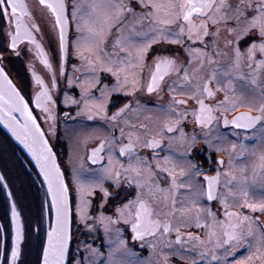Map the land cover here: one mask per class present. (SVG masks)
Here are the masks:
<instances>
[{
	"label": "snow or ice",
	"instance_id": "1",
	"mask_svg": "<svg viewBox=\"0 0 264 264\" xmlns=\"http://www.w3.org/2000/svg\"><path fill=\"white\" fill-rule=\"evenodd\" d=\"M39 3L52 17L48 27L49 38L58 42L56 67L53 68L33 34L38 31V25L32 23L30 26L25 21L31 13L24 0H0V15L6 18L9 29L14 25V30L6 32L10 45H5V50H16L21 41H28L48 68L52 88H57L61 75L70 87L79 82L80 100L65 94L63 101L77 107L76 116L88 120L100 116L109 127L108 134L98 138V144L90 149L88 156L93 164L105 160L107 163L99 169H73L71 179L66 180L49 143L50 137L45 135L29 106L34 100L35 107L40 109L44 122L49 125L48 132L55 134L57 117L52 106L56 101L51 89L33 71L32 76L41 88L26 99L0 66V121L30 153L39 169L37 176H42V184L46 185L40 215L33 228L36 232L44 230L42 264H124L114 258L117 249L127 247V242L121 238L122 228L117 227L121 222L130 226L133 241L150 238L147 246L153 252L157 243L161 245L162 261L152 259L150 254L148 264H169L165 250L172 255L188 253L187 264H264V224H260L258 218L231 211L229 204L231 200L240 208L264 213V152L257 154L255 149L240 145L239 157L251 155L256 158L251 178L247 166L239 169V176L232 171L222 173L218 170L215 175L204 177L206 188L201 185L194 195L200 199L206 197L209 202L219 200L224 219H218L210 209L205 212L199 208L196 199L190 201L191 207H177L174 193L181 188L192 192L193 188L191 183H178V176L188 179L190 174L173 155L161 157L156 151L165 148L171 151L174 143L184 142L187 134L183 132L181 121H186L189 114L195 124L206 129L204 139L209 148L212 147L211 126L219 125L221 120L224 126H232L236 139L242 134L243 140L254 138L246 135L251 130L264 142V0H236L235 3L232 0H91L87 11L85 5L72 3L71 26L77 35L72 41L71 56L83 62L79 66L71 65L74 76L83 72V78L75 76V79L65 75L70 55L69 5L66 0H39ZM222 32L226 34L223 45L228 51L219 47ZM209 37L211 39L206 40ZM242 38L252 41L243 51L239 47ZM154 45L161 51H170L163 45H177L184 53L183 58L176 54H157L147 64L148 79L144 85L147 93L167 90L172 94L166 106H158L168 119L153 129L147 124L136 126L124 120L125 127L118 129L120 136L117 137V124L130 105L125 104L108 116V97L113 92H123L126 87L135 94L140 85L138 73L144 71L147 54L155 50ZM221 57L228 59L222 61ZM3 59L0 53V61ZM101 73L105 78H114L115 83L109 87L101 79ZM92 89H96L99 98ZM177 96L181 98L177 99ZM189 99L198 107L189 109ZM135 103L133 112L143 107L139 101ZM241 107L250 110L237 111ZM230 113H234L231 118ZM126 128L136 130L126 131ZM177 130L180 136L174 139ZM150 132L151 139L148 138ZM166 134L167 144L162 148ZM124 138L127 143H123ZM196 139L193 132L188 147ZM138 147L150 149L152 160L140 155L136 151ZM236 148L237 145L232 144V150ZM185 154L175 155L183 159ZM117 156L126 159L127 164L119 163L115 159ZM217 163L223 165L224 161L220 159ZM228 165L233 166L231 157ZM153 166L166 174V180L170 178L168 188L153 184L156 179ZM188 168L197 175L201 171L190 163ZM85 175L90 178L83 179ZM222 176L225 177L223 192L220 191ZM3 180L5 176L0 174V181ZM105 182L111 185L112 191L104 187ZM96 189L101 196L99 203L94 204ZM253 190L259 192V202H250ZM106 212L113 215H106ZM202 214L211 218V223H201ZM258 224L260 229L254 228ZM11 226L14 229L12 243L0 252V264H23L25 224L15 201L11 203ZM181 227L207 231L201 236L191 231L182 233ZM100 228L103 239L110 246L106 261L101 259L105 254L100 247L92 246ZM172 232H175L174 239L169 238ZM113 234L115 239L111 238ZM86 236L91 237V243L83 238ZM184 258L180 256V259Z\"/></svg>",
	"mask_w": 264,
	"mask_h": 264
},
{
	"label": "flooded vegetation",
	"instance_id": "2",
	"mask_svg": "<svg viewBox=\"0 0 264 264\" xmlns=\"http://www.w3.org/2000/svg\"><path fill=\"white\" fill-rule=\"evenodd\" d=\"M74 0H66V3H68V11L70 14L71 11V5ZM24 2L28 5V10L31 13L30 17H26L25 21L30 23V26L32 23L38 25V31H35L33 34L36 36L37 41L41 44L43 47L45 53L48 55V58L53 66V68L56 67V53L58 51V42L55 40V38L50 39L49 38V27L48 25L52 21V17L49 14L48 9H46L43 5H40L39 0H24ZM233 3L236 2V0H232ZM140 9H137L139 11ZM4 22H6V18L3 16ZM70 21V19H69ZM44 22V25H43ZM7 28L8 24L6 23ZM11 30V29H10ZM12 30H14V25ZM115 31V30H113ZM47 32V33H46ZM71 23H70V30H69V49H70V55L66 61V73L65 75L68 77H72L75 79V76H80L83 78V72H77L75 73V76L73 75L71 65L75 64L79 66L82 61L79 59L73 58L71 56V51L73 50L72 46V39H71ZM43 34V35H41ZM225 33H221V37L219 40V47L223 49L224 51H228V49L224 48L223 45V39L225 37ZM54 36V34H53ZM231 39V37H228ZM211 38H206V40H210ZM252 41L247 38H242L239 47L241 48V51H243L249 43ZM10 43V41H9ZM198 46V45H197ZM165 49H170V51H161L160 48H157V46H153L155 50H150L146 57V64L144 71L141 73H138V78L140 80V85L137 86V89L135 91V94H133V90L129 87H126L123 92H113L108 97V103H107V115L111 116L112 113L116 112L118 109L122 108L125 104L130 105V109L124 113L117 124V131L116 136H120L119 128L125 127L123 121L128 120L130 124L138 126L139 124H147L149 126V113L153 110H157L159 112V118L162 117V119L165 121L168 119V116L158 107V106H166L170 99L172 94L169 93L167 90H160L157 92H154L152 94H148L146 91V87L144 85L146 84V81L148 79V68L147 64H150L152 61V57L161 54V55H179L181 58H183L184 53L183 50L180 49L177 45H163L162 46ZM31 49V50H29ZM17 52L19 55H17ZM0 53L3 54L4 59L0 61V64L4 67V69L7 71L9 76L12 78L13 82L16 84V86L20 89L22 94L25 96V98H28V95L34 94L35 92L40 91L41 86L38 85L33 76L32 73L35 71L38 75H40L45 84L48 85V87L51 89V94L53 96V100L56 101L55 105H53L54 109V115H56V131L55 134H51L48 132V123L44 122V115L40 112V109H37L35 107L34 100L30 102V107L33 109L34 115L37 116V120L40 122V125L42 129L45 131L46 136L50 137L49 141L57 155L59 164L62 168V170L65 172V178L66 180H70L73 174V164L75 163V160L81 159L82 162H84V167H87L88 169H91L90 167L97 169L102 167L107 163V161H101L97 164H93L89 159L88 156L90 154V149L95 147L98 144V138L103 135H107L109 132V127L107 126V121L102 119L100 116L94 117L92 120H88L87 117L81 116L77 117L76 112L78 111L77 107L73 104H66L64 103V95L67 94L69 97L75 100H80V92H79V82L77 81L74 86H68L67 81L64 78L63 75L58 77L57 80V88H52V85L50 83V73L48 68L43 64L40 57L37 55L36 49L33 45H31L28 41L23 40L20 42L16 50H13V54L10 56H7L5 49L1 50ZM222 61H226L227 57H221ZM11 61H13V64H15L17 67L14 69L13 75L11 73L10 64ZM101 79L105 84H108L109 87H111L112 84L115 83L114 78H105L104 74L101 73ZM167 79L165 80V83H167ZM62 90V91H61ZM93 93L97 98H99V93L96 91V89H92ZM219 95V94H218ZM180 96H177V99H180ZM186 98V97H185ZM222 98V96L220 97ZM136 101H139L143 107L139 109L137 112H133L132 109H136ZM206 103H211L210 100H206ZM188 107L189 109L193 107H198L195 105L194 101L189 99L188 100ZM250 109L247 107H241L237 109V111H249ZM253 114H256L255 109H252ZM64 113H68V116L65 117ZM231 115H234V113L229 114V118H231ZM176 117H172V119H175ZM181 123L184 125L183 132L187 134V138L184 140L183 143H174L172 146L171 151L167 150L166 148L162 151L161 149H157V153L159 156L164 155H173V158L176 160V162L179 163L181 167L185 169L186 172H189V178L188 179H182L178 176V183L180 184H188L191 183L192 186L197 183V179L199 178L201 180V185H204L206 188L207 182L204 180L205 176H213L216 174V172L221 169H224L226 166V163L228 161V153L224 150L225 146H227L226 143H228V139L235 138L233 135V128L231 125L224 126L223 121H220L219 125H213L212 132L210 139L212 140V147L209 148V146L205 143L204 139V131L206 129L202 130L201 127L198 124H195L194 118L191 116V114L188 115L186 121H181ZM90 124V125H88ZM94 127V134L90 140H92V144H89L87 149L84 151H78L76 150L75 145L79 144V142L82 139V128L87 127ZM150 128V126H149ZM136 129L132 128H126V131H135ZM251 131V130H249ZM248 131V132H249ZM195 132L197 139L194 144H191L190 147H188L190 143V137L192 133ZM137 134H143L142 132H137ZM152 133L150 132L148 135V138L151 139ZM180 132L177 130L175 132V138H179ZM243 138V134L241 136ZM158 138V137H157ZM123 143H127V139L124 138ZM167 144V134L165 135L164 142L162 144V148L164 145ZM119 145H117L118 147ZM219 147L220 150H215V147ZM136 151L143 156H148L149 160H152L151 150L144 148V147H138ZM177 153H186L183 156V159H181L180 155H175ZM16 154H18L22 164L25 165L26 169L29 171L31 176L37 177L38 171L33 166V164L30 162V160L27 158V156L23 153V151L19 148L16 151ZM86 158V159H85ZM74 159V160H73ZM119 161V163L127 164L126 159H120L118 156L115 158ZM223 159L224 164L219 165L217 163L218 160ZM194 165L196 168L201 169L199 174H195L188 168V164ZM116 167H119V164L116 165ZM86 169V168H85ZM177 173L179 172V169L176 170ZM166 174H163L159 172V170H156V178L158 181V184L160 187L165 188L171 180L165 179ZM40 177V176H39ZM195 179V183L193 180ZM41 184V183H40ZM104 186L109 189V191H112V187L108 182H105ZM71 187V185H70ZM195 187V186H194ZM197 187V186H196ZM167 188V187H166ZM221 188V185H220ZM197 189V188H196ZM193 190V188H192ZM178 208H180V204L183 202L185 203L186 195L183 197L182 191H184L183 188L178 190ZM187 193V191H185ZM101 193L99 189L95 190V195L93 197V203H99L100 201ZM210 210L219 211L223 208L219 202V200H213L210 202ZM231 211L240 213V210L237 208H230ZM245 211H249L248 209H244ZM221 214V213H220ZM209 223H211V219L208 220ZM181 232H194L198 234V229L195 227L192 228H184L181 227ZM127 237L129 240V243H132L135 248H138L140 250V246L137 245L136 241L132 240V234L131 232H126ZM200 235V234H199ZM84 239H90V237H83ZM169 238H175V232L170 233ZM150 239V238H149ZM149 239H146L148 241ZM101 240H99L100 242ZM142 249V248H141ZM241 253H243V250H240ZM140 253H144L143 251H140ZM150 253L149 251L147 252ZM176 262V264H187L186 259H179L178 257H171ZM239 258V254H238Z\"/></svg>",
	"mask_w": 264,
	"mask_h": 264
},
{
	"label": "rangeland",
	"instance_id": "3",
	"mask_svg": "<svg viewBox=\"0 0 264 264\" xmlns=\"http://www.w3.org/2000/svg\"><path fill=\"white\" fill-rule=\"evenodd\" d=\"M91 0H74L73 3H76L77 5H85V11H87V4H89ZM71 13V11H70ZM0 19L2 21V24L0 26L1 28V33L0 37L1 38V45L0 49L4 50L5 45H10L9 41L10 38L6 35V32L10 31V29L7 28L6 22H4V18L2 15H0ZM69 19L70 23L72 25V19L71 15L69 14ZM44 25V22H43ZM45 27V25H44ZM12 30V29H11ZM71 39L73 41L74 37L77 35L75 28L71 26ZM47 33V32H46ZM7 56H10L13 54V50L8 49L5 50ZM13 58V57H11ZM13 64V61H11ZM10 64V63H9ZM11 69V73L13 75L14 69L9 65ZM149 126L150 129L153 128H158L160 124L164 121L162 117L159 118V112L155 109L149 113ZM90 125V124H88ZM87 127L82 128V139L79 142V144H76V150L77 152L80 150L84 151L87 149L89 144H92V138L94 134V127ZM7 135V134H6ZM247 136L254 137L249 140H243L241 137L240 139L236 138H229L227 146H225L224 150L227 151L228 153V160L231 157L233 161V166L230 168L228 165V161L226 163V166L224 169H221V172L225 171H232L234 172L237 176L240 175L239 169L242 167L247 166L248 168V175L251 178L252 176V165L256 163V158L251 155H247V158H242L239 157L237 154L240 151V145L244 144L246 148L249 150L255 149L256 153L259 154L261 152H264V142L260 141V138L258 134H255L252 131H249L246 133ZM232 144H236L237 148L235 151L232 150ZM17 147H15L9 140L8 138L4 135L3 130L0 128V174H4L5 180L0 181V212L4 216L5 219V225L7 229H5L4 225V231H5V248L9 247L12 243V236H14V229L11 226V203L12 201H15L17 204V209L21 213V218L22 221L25 224V235L26 239L22 243V262L23 264H41L42 260V253L41 249L43 244L45 243V235H44V230H41L40 232H36L33 230L34 227H36V221L40 215V209H41V202L44 200V192L46 185L42 184V178L41 177H34L31 176L29 171L26 169L25 165L22 164L18 154H16ZM219 149V147H215V150ZM86 159V158H85ZM74 160V159H73ZM31 162V161H30ZM32 163V162H31ZM178 163V162H177ZM33 164V163H32ZM179 164V163H178ZM84 162L81 161V159H78L77 161L75 160V163L73 164L74 169H80L86 168L84 167ZM34 166V165H33ZM35 167V166H34ZM91 169H94L90 167ZM99 169V168H97ZM153 172L156 173L155 167L153 166ZM85 180H88L90 177L88 175H85L82 177ZM225 180V177H221V188L220 191H224V185L223 181ZM197 183L193 185V190L192 192H185L182 191L183 197L186 195L185 198V203L183 202L180 204V207H191L190 201L193 199L197 200L198 207L201 209H204L205 212L210 209V202L207 201L206 197L203 199L195 197V193L200 190L201 186V180L198 178ZM195 183V179L193 180ZM41 183V184H40ZM171 183V182H170ZM170 183L165 186V188L169 187ZM153 184H158L157 178L153 181ZM195 186V187H194ZM197 186V187H196ZM204 186V185H203ZM105 187V186H104ZM162 188V187H161ZM197 188V189H196ZM12 192V195L9 196L8 193ZM178 190L174 193V195L177 198V203H178ZM220 202V201H219ZM250 202H259V192L257 190H253L252 193H250ZM229 204L231 205L230 208H237L240 210L241 215H250L254 218H258L260 221V224H264V213H261L259 211L252 212L251 210L245 211L244 209L246 208H240L238 205L234 204L231 200H229ZM179 205H177L178 207ZM216 209V208H214ZM213 209L212 212L216 213L218 219H224L222 210L217 213ZM221 213V214H220ZM106 215H113L112 212H106ZM193 215L195 214V209H193ZM44 215H45V228L47 226V205L45 203L44 206ZM211 218L205 216L202 214V219L201 223H209L208 220ZM2 223V222H1ZM31 225V227H30ZM117 227L122 228V239H124L127 242V247H121L117 249L114 252V258L117 261H123L124 264H148L149 262V257L151 254V258L154 260H161L162 258L160 257V249L161 245L157 243V247L155 251L148 248V243L149 240L146 241H139L137 240L136 243L138 246L141 247V245H144L143 247L138 250V248H135L132 246V243H129L127 233L126 232H131L130 226H125L123 222L117 225ZM187 228V227H184ZM254 228L260 229V225H254ZM207 231V229H198V234L203 236V234ZM186 233V232H182ZM1 234V230H0ZM193 234H197L194 233ZM1 236V235H0ZM112 239H115V235L113 234ZM174 239V238H171ZM2 240V236H1ZM89 243H91V237L90 239H85ZM99 240H101L99 242ZM93 247H100L101 252H103L105 255L101 257V259H104L105 261L107 260V253L110 250V246L107 243L105 239H103V230L102 228L98 229L97 232V237H96V242L92 244ZM185 247H190V245H186ZM173 248H177L176 245H173ZM140 251H143L144 253H140ZM150 252L149 254L147 252ZM0 252H1V246H0ZM165 254L168 255V260L169 264H176V262L173 260L171 257H178L180 259V256H184L186 260H188L189 254L186 252H181L179 255H172L169 253L167 250H165Z\"/></svg>",
	"mask_w": 264,
	"mask_h": 264
},
{
	"label": "water",
	"instance_id": "4",
	"mask_svg": "<svg viewBox=\"0 0 264 264\" xmlns=\"http://www.w3.org/2000/svg\"><path fill=\"white\" fill-rule=\"evenodd\" d=\"M70 22V21H69ZM69 30H70V27L68 29V32H67V35H68V39H69ZM0 66H2L0 64ZM3 67V66H2ZM5 70V69H4ZM5 72L7 73V71L5 70ZM8 74V73H7ZM8 77L12 80V78L9 76L8 74ZM13 82V80H12ZM14 83V82H13ZM15 84V83H14ZM16 85V84H15ZM17 87V86H16ZM18 88V87H17ZM19 89V88H18ZM20 90V89H19ZM21 92V91H20ZM22 94V92H21ZM23 95V94H22ZM30 106V105H29ZM34 114V113H33ZM39 122V121H38ZM41 126V125H40ZM0 128L20 147V149L23 151V153L27 156V158L33 163V165L35 166L36 170L39 171L38 167L36 166V163H35V160L32 158V156L30 155V153H28L27 149H25L23 147V145L18 141L16 140V138L13 136L11 130L3 123V121H0ZM42 128V127H41ZM46 135V134H45ZM50 143V141H49ZM51 144V143H50ZM54 151V149H53ZM55 152V151H54ZM57 156V155H56ZM57 161H58V158H57ZM59 163V161H58ZM61 167V166H60ZM62 169V168H61ZM63 171V170H62ZM42 178V176H40ZM0 230H1V236H2V240H1V252H3V250L5 249V241H6V238H5V231H4V228H3V225L0 221ZM2 259V258H0ZM41 264H42V260H41Z\"/></svg>",
	"mask_w": 264,
	"mask_h": 264
},
{
	"label": "trees",
	"instance_id": "5",
	"mask_svg": "<svg viewBox=\"0 0 264 264\" xmlns=\"http://www.w3.org/2000/svg\"><path fill=\"white\" fill-rule=\"evenodd\" d=\"M2 24V21L0 19V26ZM0 34L1 33V28H0ZM1 37V36H0ZM2 38V37H1ZM1 38H0V45H1ZM11 66L13 67V69H15L17 66L15 64L10 63ZM4 135L8 138V140L18 149L20 148L8 135H6V133L3 131ZM0 221L2 222V224L4 225L5 229H7L6 225H5V219L4 216L2 215V213L0 212ZM1 235V234H0ZM7 242V241H6ZM0 246H1V236H0Z\"/></svg>",
	"mask_w": 264,
	"mask_h": 264
}]
</instances>
